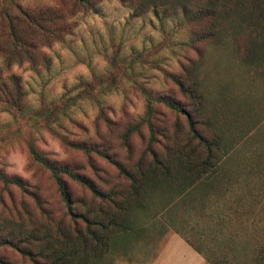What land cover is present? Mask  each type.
I'll return each instance as SVG.
<instances>
[{
  "label": "rangeland",
  "instance_id": "374dc122",
  "mask_svg": "<svg viewBox=\"0 0 264 264\" xmlns=\"http://www.w3.org/2000/svg\"><path fill=\"white\" fill-rule=\"evenodd\" d=\"M70 2L0 0V46L6 51L10 43L4 11L17 16L19 4L36 12L53 5L66 8ZM96 9V13L75 12L67 19L66 32L48 46L40 44L43 55H35V67L26 61L9 69L0 66V174L17 182L6 188L0 182V222L5 223L0 225V239L6 238L17 246L14 250L0 245V264H33L22 252L28 249L36 257L41 246L24 233L42 240L50 237L49 246L68 248L66 243L57 242V231L84 235L89 224L102 217L100 200L63 175L72 203L69 212L49 173L31 158L28 148L82 177L97 191L124 186L126 181L119 176V169L128 170L148 141L145 127L126 142L122 140L125 131L143 117L140 89L183 103L172 77L184 81L194 68L205 97L214 107L218 129L226 137L224 143L230 146L218 163L220 178H234L237 173L239 177L264 179L263 72L247 69L223 50L200 45L198 57L187 46L193 30L178 12L168 15L161 10L147 11L131 18L130 10L117 0H99ZM19 22H23L20 17L17 26L22 24ZM12 99L23 106L22 111L3 106ZM155 109L157 141L173 143L163 134L173 138L176 127V142L181 143L186 130L184 117L162 106ZM207 193V188L200 186L184 202L194 205ZM160 205L150 211L156 213ZM180 213L177 209L176 214ZM162 219L165 222L166 215ZM159 220L153 217L156 227ZM21 222L27 230L18 228ZM216 223L211 217L190 225L208 233ZM90 226V230L97 229ZM183 231L189 239L196 238L187 229ZM140 246L141 243L133 248L131 257L121 248L111 247L102 259H89L87 264L135 263ZM36 261L42 264L46 260Z\"/></svg>",
  "mask_w": 264,
  "mask_h": 264
},
{
  "label": "trees",
  "instance_id": "16d2710c",
  "mask_svg": "<svg viewBox=\"0 0 264 264\" xmlns=\"http://www.w3.org/2000/svg\"><path fill=\"white\" fill-rule=\"evenodd\" d=\"M117 1L130 10L131 18H138L147 11L161 10L168 15L178 12L193 30L187 46L198 53V57L200 45L210 50H223L242 66L261 70L264 75V0ZM98 2L71 0L69 7L53 5L39 8L36 12H29L25 5L19 4L16 6L17 16L4 11L2 17L8 21L6 35L10 43L6 51L0 46V66L9 69L13 64L26 61L35 67V55L40 58L42 54L40 44L48 46L66 32L69 29L67 19L75 12L96 13ZM19 17L23 22L17 26ZM194 69L189 70L184 81L172 77L183 103L149 89H140L144 102L143 117L125 131L122 140L126 142L141 127H145L148 141L140 157L128 170L119 169V176L126 181L124 186L107 192L97 191L82 177L60 168L32 147L28 148L31 158L49 173L69 212L72 203L63 175L84 186L100 200L99 214L102 216L91 223L97 229L90 230L89 224L84 235L76 231L73 235L57 231L56 237L60 236L57 242L66 243L68 248L49 246L50 237L44 236L47 239L42 240L24 233L31 242L41 246L36 257L28 249L22 252L33 264H40L36 261L38 258L51 259L50 263L44 261L42 264H87L89 259H102L111 247L127 249L132 247V243H144L154 234L164 232L166 225L177 232L187 229L194 234L196 238L187 239V243L201 254L205 264H264V242L258 243L259 239L264 241V179L239 177L237 173L234 178H220L221 166L218 163L226 157L230 146L224 143L226 137L218 129L214 107L205 97ZM15 93L19 94L18 83ZM3 106L14 112L23 108L14 99L3 102ZM157 106L184 117L186 130L181 143L176 142L179 132L176 127L173 138L163 134L165 140L172 139L173 143L157 141L153 124ZM155 146H159L158 149ZM214 180L216 182L212 183ZM0 182L5 188L17 184L14 179L1 174ZM200 186L207 188V195L194 205L184 202ZM158 204H161L160 208L152 213L150 210ZM177 209H180V214H176ZM205 209L210 211L205 212ZM163 214L166 215L165 222ZM156 216L160 218L156 222L157 227L153 222ZM211 217L217 223L208 233L198 232L190 225ZM4 224L0 222V225ZM19 226V229L27 230L22 222ZM224 228H231V231H224ZM0 245L17 250V246L6 238L0 239ZM48 246L50 253L45 252Z\"/></svg>",
  "mask_w": 264,
  "mask_h": 264
},
{
  "label": "crops",
  "instance_id": "0c3cea01",
  "mask_svg": "<svg viewBox=\"0 0 264 264\" xmlns=\"http://www.w3.org/2000/svg\"><path fill=\"white\" fill-rule=\"evenodd\" d=\"M164 232H159L150 237L146 242L132 243V247L121 249L123 254L131 257L133 248L141 243L135 263L124 264H205L201 254L196 252L188 243L183 232H177L165 226Z\"/></svg>",
  "mask_w": 264,
  "mask_h": 264
}]
</instances>
